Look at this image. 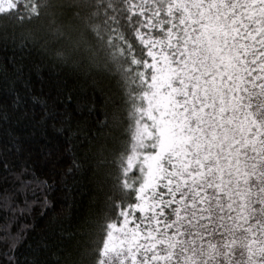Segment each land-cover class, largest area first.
I'll list each match as a JSON object with an SVG mask.
<instances>
[{
  "label": "snow or ice",
  "instance_id": "6c2138e0",
  "mask_svg": "<svg viewBox=\"0 0 264 264\" xmlns=\"http://www.w3.org/2000/svg\"><path fill=\"white\" fill-rule=\"evenodd\" d=\"M0 53V264H264V0H0Z\"/></svg>",
  "mask_w": 264,
  "mask_h": 264
},
{
  "label": "trees",
  "instance_id": "16d2710c",
  "mask_svg": "<svg viewBox=\"0 0 264 264\" xmlns=\"http://www.w3.org/2000/svg\"><path fill=\"white\" fill-rule=\"evenodd\" d=\"M0 55H3V53H0ZM53 192H54V194H58L59 189H58V188H55V189L53 190ZM90 195H91L90 191H88L87 187H85V188L79 193V199H80L81 201H86V200L89 198ZM32 222L35 224V226H36L38 229L41 228V227H43L44 224H45V221H44L43 219L39 218L38 215L34 218V220H33Z\"/></svg>",
  "mask_w": 264,
  "mask_h": 264
}]
</instances>
